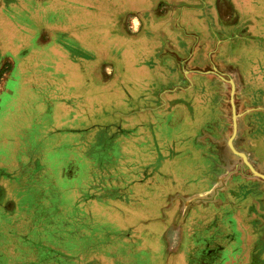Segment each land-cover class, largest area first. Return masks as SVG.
<instances>
[{"label":"crops","instance_id":"obj_1","mask_svg":"<svg viewBox=\"0 0 264 264\" xmlns=\"http://www.w3.org/2000/svg\"><path fill=\"white\" fill-rule=\"evenodd\" d=\"M204 1L153 0L130 10L115 28L114 43L120 39L121 51L108 55L97 48L101 44L96 47L94 43V25L99 24L96 20L102 19V23L108 16L107 0H101L98 5L106 7L98 9L94 8V0H0L1 226L9 221L23 225L33 213L42 231L40 234L38 230L42 235L39 237L49 239L46 232L56 230V223L64 215L62 220L71 234L72 229L74 234L80 229L88 235L86 222L92 216L71 215L81 194L76 179L84 165L79 168L76 134L74 145L68 146V157L54 154L51 167L45 164V150L37 148L30 153L26 149L30 136L23 130L26 123H31L35 109L43 107V114L53 110V118L61 121L66 107L72 109L68 104H75V110L78 104H111L110 96L118 87L128 107L118 113L119 132L113 138L123 148L118 153L134 156L135 160L129 157L134 164L124 160L116 168L104 165L105 173L117 175L102 184V193L109 185L118 190L114 198L106 194L107 199L104 194L98 198L109 209L110 203L115 204L120 208L117 215L123 218L127 209L136 214L122 221L125 232L119 225L102 229L103 248L92 241L98 233L93 234L90 243L86 238L84 245L96 251L102 249L104 257L115 259L116 264H223V257L229 258L226 264H235L237 256L230 237H247L254 232L253 216L246 214L238 221L234 215L238 198L232 190L238 182L237 172L223 160L210 168L179 162L152 163L160 153L146 121L155 104H165L166 111L172 104H228L221 98L223 92L237 93L250 87L253 74L246 66L259 42L241 38L240 43L250 55L238 59L234 55L237 41L220 32L223 25L232 24L231 6L217 0ZM143 12L148 14H139ZM207 13L215 14L214 18L205 20ZM163 30L172 37L163 40L159 36ZM86 110L87 125L90 113ZM55 127L60 129L61 123L55 122L47 131L56 142L50 151L63 141L72 144L73 134L58 132ZM198 140L204 152L210 151L207 135ZM172 151L167 150V156H174ZM177 156L184 160L187 152ZM158 188L168 191H152ZM80 222H85L84 229ZM238 225L244 233H238ZM135 228L145 229L143 243L129 234ZM13 231L14 237L25 232ZM111 236L116 244H110ZM54 237L59 250L77 251L79 241L75 247L65 248ZM221 237L229 238L226 255L218 245ZM0 264L29 263L8 259Z\"/></svg>","mask_w":264,"mask_h":264},{"label":"rangeland","instance_id":"obj_2","mask_svg":"<svg viewBox=\"0 0 264 264\" xmlns=\"http://www.w3.org/2000/svg\"><path fill=\"white\" fill-rule=\"evenodd\" d=\"M94 1L97 4L94 8L98 9L101 6L98 5L101 0ZM150 1L153 0H107V4H110L107 18L104 16L102 23V19L96 20L99 21V24L95 23L94 25L95 31L97 30L94 34L96 47L99 43L101 47L97 48L100 51L104 50L108 55H117L121 51V45L119 44L120 39L116 45L114 43L117 34L115 28L120 25L130 10L140 9L139 5H148ZM208 1L215 0H205L204 2ZM217 2L223 6L230 5L233 10L232 24L223 25L220 32L232 37V41H237L234 55L238 59L245 60L250 55L248 48L240 43L241 38L259 42L258 49L253 51V58L249 66H246L253 74L249 82L251 88H245V91L241 90L237 93L223 92L221 98L228 104H192L190 107L183 104H172L168 107V111H166L165 104H155L156 108L146 117L149 128L156 139V149L160 153L152 163L179 162L184 165L210 168L220 165L223 160V164L237 172L238 182L232 190L233 195L238 198V208L234 211V215L238 221L243 220L246 214L253 216L252 231L254 230V232L253 235L250 234L247 237L241 235L230 237L237 256L235 264H250L251 261L252 264H264V221L262 220L264 219V0H217ZM102 6L106 7V5ZM139 14L146 16L148 13ZM213 16L215 14L207 13L205 20L210 21L211 18H214ZM114 22L116 25H113ZM159 36L163 40L172 37L164 30ZM125 93L127 92L125 91ZM216 96L219 97L218 93ZM110 98L111 104H78L77 110H75V104H68L72 109L69 111V107H66L68 110L63 113L61 121L53 118V110L52 112L45 110L43 114V107L35 109V112L31 114V123H26L23 130L26 135L30 136L26 149L30 153L37 148L45 150L48 153L45 164H49L51 167L54 165V154L68 157L70 153L68 146L74 145L73 139L76 134L79 168L84 164L78 172L76 183L78 190L81 191V194L84 192L85 195H79L78 204L72 208L71 215L82 213L92 216L86 222L88 227L85 232L88 231V235L82 233L83 230L80 229L76 232L77 235L72 229L73 234H71L69 226L62 220L64 215H60V222L58 221L55 225L56 230L48 229L46 236H50V238L44 239V237H39L42 235H38V230L40 234L42 231L37 227L38 222L34 219L36 216L32 213L29 220H26L23 225L19 221H9L6 226L0 225V261L9 259L29 264H57L59 262L116 264L115 259L104 257L102 249L96 251L84 245L87 243L86 238L90 243L93 234L98 233L97 238L92 237V241L94 245L103 248L100 235L102 229L104 227L114 228L119 225L124 231V227L121 225L122 221H126L125 217L131 216L129 214H136L135 210L127 209L123 218V216L117 215L120 208L110 203L109 209L104 205L105 202L101 203V198H98L102 194L105 199H107L106 195L114 198L118 190L106 183L105 185L109 188H105V193H102V184L105 181L109 182V177L117 175L105 173L104 165L116 168V166L122 165L124 160L126 164H134L130 162V158L132 161L135 160L134 156L127 154L126 157H123L121 153H118L123 148L120 147V142L116 139L114 141L113 138L114 136L116 138L119 132L118 113L125 111V106L127 108L128 104H124L125 98L118 87L115 88V93L111 94ZM117 101H119L118 104H115ZM89 105L93 106V109H90ZM86 109H88V114L90 113L87 125L85 121ZM75 114L76 116H74ZM55 122L61 123L60 129L55 127L58 132L73 134L72 144L68 145L70 141H63L61 144L57 143L59 146L56 150L50 151L49 148L56 142L47 131L51 126H54ZM204 135L210 139L206 142L211 146L208 152L202 150V143L198 140ZM121 145L127 149L126 143ZM167 150H173L174 156H167ZM183 151L187 152V157H183L184 160H182V156H177ZM85 155L88 156V161L84 160ZM36 162L39 161L36 160ZM67 176L69 175L67 174ZM152 191L166 194L168 190L158 188ZM225 192L223 191L222 194ZM9 194V197L15 199V196ZM30 196H32L31 192ZM85 199H87V203H85ZM223 204L225 203H222L221 207L224 209ZM66 214H69L70 217L69 211ZM32 215L33 217H31ZM84 224L85 222H80L82 229L86 227ZM22 229L25 231L23 235L20 234ZM13 230L18 231L20 235L12 236ZM143 230L145 229L135 228L129 234L138 236L139 242L143 243L145 241L141 236ZM237 230L238 233L245 232L240 225ZM83 234L86 237L82 236ZM51 235L56 236L57 241L62 242L65 248L75 247L76 241H79L77 251L59 250ZM133 236L127 235L126 237L134 238ZM113 238L110 237L112 245L116 244ZM228 239L221 237L218 243L224 255H226L224 249L228 248L226 245L230 244ZM228 259V257H223V264H226Z\"/></svg>","mask_w":264,"mask_h":264}]
</instances>
